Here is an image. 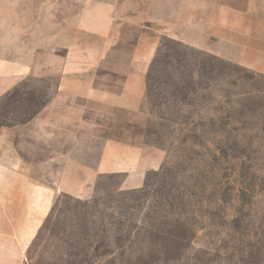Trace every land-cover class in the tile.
<instances>
[{
    "label": "rangeland",
    "instance_id": "rangeland-1",
    "mask_svg": "<svg viewBox=\"0 0 264 264\" xmlns=\"http://www.w3.org/2000/svg\"><path fill=\"white\" fill-rule=\"evenodd\" d=\"M151 2L15 0L12 55L38 72L0 98V162L14 165L0 172V264H264V75L183 43L181 14L156 22ZM59 11L63 25L76 22V41L36 46L42 19ZM92 25L109 35L91 34ZM139 64L140 115L62 98L94 123L78 134V156L59 163L44 141L24 140L32 130L23 124L60 111V68L88 70L73 80L108 95ZM107 137L132 138L163 161L140 188H124L125 173L94 179Z\"/></svg>",
    "mask_w": 264,
    "mask_h": 264
},
{
    "label": "crops",
    "instance_id": "crops-1",
    "mask_svg": "<svg viewBox=\"0 0 264 264\" xmlns=\"http://www.w3.org/2000/svg\"><path fill=\"white\" fill-rule=\"evenodd\" d=\"M0 3H5V7L0 10V18L7 19L4 25L5 31H10L5 34L10 38V42L5 43L4 50L0 46L1 98L16 86L19 78L32 73L36 74L38 71H35V68L29 63H25V56L17 59L12 55L14 51L10 43H13L15 0H1ZM171 3V0H152L153 10L151 9V12L160 14L155 17V21L162 24H168L169 17L167 15L170 12L181 14L179 17L181 31L178 37L183 43L197 46V48L239 63L264 75V0H174L173 5ZM179 18L176 19L179 20ZM42 20L48 24H45L44 27V40L42 43L37 41L36 46L41 44L45 47L51 44L62 46L63 36L69 39V43L72 42V39L76 41L77 24L75 21L72 23L70 19V22L67 21L63 25L61 11L54 13L53 18L47 17ZM40 22L39 20V28L41 27ZM89 32L102 37L109 35L104 29L100 30L98 26L93 25L89 28ZM22 34L23 39L27 36L29 42V31L24 35L23 29ZM37 36L39 39V33ZM31 38H34L33 34H31ZM2 43L0 42V44ZM137 58L141 60L140 57L137 56ZM86 71L88 70L71 68L70 65H67L63 70L60 68L58 87L60 100L53 101L60 111L50 115L45 109L39 113V116L23 124V131L32 130V134L27 135L26 138L24 136L25 139H23L27 142L37 141L39 149H42L41 142L44 141L43 147L51 150L46 155L53 157L54 161H59V163L62 157L78 156L79 140L82 139L78 137V134H86L88 131L92 134L94 125L89 119L79 117V113L84 110L74 112L77 107L73 105L72 100L69 106L62 101L63 97H67L64 96L65 94L69 93L70 99L80 95H85L89 99H100L103 102V109L128 110L134 113L138 112L139 115L142 113L146 86L145 71L140 64L137 68L134 66L125 72L126 78L119 92H109L108 95L104 91L95 90L91 82H87L86 87H81L76 80H73ZM46 114L47 116H45ZM103 116H110V114L104 112ZM35 126L38 127V132H35ZM131 140L132 138L128 137L106 138L100 161L92 169L95 174L94 179L99 174L125 173L124 188L133 189L143 186L146 173L160 166L164 153L161 152V158H159V152L155 150L151 157L148 148L138 146ZM13 167L14 165L9 166L0 162V172H13ZM61 171V168L57 169V172ZM86 187L88 186H85V189L81 188V191L91 190V187ZM75 194L79 195L80 192H75Z\"/></svg>",
    "mask_w": 264,
    "mask_h": 264
}]
</instances>
